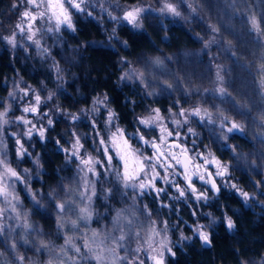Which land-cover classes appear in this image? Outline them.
Masks as SVG:
<instances>
[{
	"label": "trees",
	"instance_id": "16d2710c",
	"mask_svg": "<svg viewBox=\"0 0 264 264\" xmlns=\"http://www.w3.org/2000/svg\"><path fill=\"white\" fill-rule=\"evenodd\" d=\"M114 1L123 5H152L153 9L161 6L160 0ZM188 3L195 7V13ZM188 3L179 5L181 17L150 10L142 18V28L134 30L120 25L115 34L108 31L107 25L106 28L91 19L76 17L75 32L63 30L40 37L41 45L47 49L40 58H35V44L24 42L19 35L15 49L0 40V106L11 104L20 109L10 111L8 119L23 115L21 109L27 100L34 103L32 92L24 97L22 89L30 86L42 100L53 93L51 100L40 105V117L51 119L53 124L51 127L45 124V139L34 142L32 158L28 160L25 156L19 160L13 148H8L10 164L20 171L24 167L29 169L27 184L44 205L37 206L21 192L23 207L36 232L17 231L12 240L17 250H26L30 261L39 262L41 252L36 251L39 239L50 241L59 232L53 212L56 200L49 194L55 190L56 197H64L63 186L79 181L78 162H66L63 149L70 146L73 133L83 130L86 137L93 136L89 129L93 99L107 96L106 105L117 113L115 121L126 132L134 130L138 116L154 107L164 115L170 108L178 112L180 108L198 104L213 111L219 107L244 123L243 134L224 133L227 141L221 138L219 121L210 125L190 117V125L180 127L186 139L195 141L192 150L206 153L208 145L216 156L229 163L230 174L237 182L251 184L252 180L245 177L250 175L256 185L244 189L250 197L247 203L233 191L213 195L207 203L190 204L187 196L175 198L170 203V212L177 228L185 226L187 230V225L192 226L196 220L201 222L205 214L214 222L208 230L209 245L187 233L185 236L190 238L173 246L175 255L167 264H264V182L260 180V166L264 165V143H261L264 121L260 118L264 112V93L260 87L264 39L257 38L249 23V16L255 14L264 28V0H188ZM20 10L19 0H0V36L16 31ZM209 25H215L219 31L212 33ZM213 37L216 42L205 48V42ZM155 57H160L163 64H151ZM218 67L222 84L216 81ZM129 69L145 71L146 83L121 81L123 71ZM165 80L174 85L173 89L163 90ZM221 86L226 89L223 97L212 91ZM190 88L193 90L188 92ZM150 91L155 94L148 95ZM9 92L15 93V99L8 96ZM44 112L47 117L42 116ZM72 114L79 119L71 121ZM189 126L196 136L186 135ZM85 143L89 144L87 140ZM101 183L93 200L95 211L90 226L106 232L112 228L118 208L129 205V196L112 178L106 186ZM106 188L113 190L107 199L103 195ZM143 201L150 200L140 198L142 205ZM148 209L164 216L165 210L159 204L150 202ZM225 214L232 218L234 229L227 228ZM22 237L29 243L25 244Z\"/></svg>",
	"mask_w": 264,
	"mask_h": 264
},
{
	"label": "snow or ice",
	"instance_id": "6c2138e0",
	"mask_svg": "<svg viewBox=\"0 0 264 264\" xmlns=\"http://www.w3.org/2000/svg\"><path fill=\"white\" fill-rule=\"evenodd\" d=\"M93 0H26L28 8L21 13L20 21L16 24V29L19 30L20 35H26V39L29 43L35 44L39 49L41 42L37 39L38 33L41 29L37 26V21L41 24L47 20L49 25L54 24V27L49 26L48 32L59 33L63 29L75 32V24L73 21L74 12L85 13L87 11L86 5L91 4ZM181 3H188V0H160L161 6L158 9H153L152 5L147 7L139 4L129 5L123 10V15L118 17L114 16L111 11H108V16L111 20L117 23L123 21L126 22L134 29L142 28V16L145 12L150 10H157L161 15H170L172 17H181L179 5ZM15 7V5H13ZM188 7L195 13L196 9L191 3H188ZM29 9H36L31 11ZM102 11H107L101 5ZM87 15L91 16L92 12L87 11ZM249 23L251 25V31L256 33L257 38L264 39V28H262V22L258 21L255 14L249 16ZM212 33H217L219 29L215 25H209ZM115 34V28L113 29ZM0 40L4 41L7 45L15 49L18 46L17 32L13 31L11 35L0 36ZM215 37L205 42L204 47L208 48L211 44L215 43ZM231 42H229V47ZM23 47V45H19ZM125 46L126 43H125ZM227 50V49H226ZM43 52H47V49H43ZM151 64L160 66L163 64V60L160 57H155L151 60ZM55 70L59 73L61 70L56 65ZM219 67L216 72V81L223 83V77L220 74ZM260 87L264 89V63L260 65ZM139 80L141 84H145V71L137 69H129L121 77V81L125 80ZM164 89L171 90L174 85L167 80L163 81ZM193 89H189L191 92ZM23 96L28 97L29 93H33V104H28L22 107L21 111L23 115L16 117V124H23L26 127V131L23 136L31 139L33 134H38L40 140L45 139L46 128L38 127L32 120L27 118V114H32L40 118V105L51 100L53 93H49L45 100H42L40 94H36L35 90L22 89ZM207 91V90H206ZM214 93H218L221 97L226 95V89L224 87H217L212 89ZM154 92H149L148 95H154ZM8 96L15 99V93L9 92ZM107 96L96 97L93 99L94 105L106 106ZM11 104L3 107L0 110V235L5 234V216L6 213H11L8 219H15L17 221L22 220V227L26 233L36 232L33 225L28 220L29 213L21 212L19 205L21 200L19 195L15 191L16 182L27 184L28 169H24L23 175L8 162L3 145L4 127L12 123L8 119L9 112L11 111ZM93 112L98 111L96 107L92 109ZM43 117H47L48 113H42ZM190 117H196L201 122H207L210 125H215L219 121V128L221 130V138L227 141L228 136L224 133L238 132L243 134L245 132L244 123L232 118L223 109L217 107L210 110L207 107H202L199 104L190 108H180L178 112H173L169 109L168 115H164L159 108H151L148 112L137 117V122L144 128H155L159 132V136L156 140H149L145 138L144 134H137L139 141L145 146L152 149V153L145 155L144 152L138 147L134 146L131 142L129 134L119 126H115L114 130L109 127L108 135L104 136L102 133H97L100 137L98 151H103V160L97 158L89 152L84 150V143L82 138L77 133L72 134V142L69 147L64 148L66 153V162H78L77 169L80 173L79 181L69 183L63 186L64 198L56 197L55 190L50 193V197L56 200L53 212L56 215V227L59 231L64 232V244L59 247L56 256L50 257L47 264H145V260L140 257L141 252L147 253V259L151 261V264H166V255H175L173 252L171 241L168 236L167 223H164L162 229L157 228L155 225L157 221H151L145 234L141 237L140 231L133 233V228L136 227V214L135 206H133L131 213L127 209H121L116 212V215L112 220V228L106 232H100L92 230L89 235L87 231L80 235V232L85 228L93 219L94 208L93 200L97 197V181L100 179L101 173L99 168H105L108 172L114 171V179L120 185L122 189H133L134 192H138L143 195L146 191L151 190L159 195L166 191V189L158 187V182L164 184H171L179 193L177 198H185L188 191L191 192L192 197L197 200H205L209 198L208 191L198 190L194 181L199 180L202 183L210 187L211 192L219 193L220 188L215 177L225 178L230 175V169L228 163L222 162L214 152L210 150L208 145L205 148L209 150L206 154L196 153L190 154V150L181 143H169V137H175V140L181 138L179 132H173L169 125L165 123L166 120H171L172 127L180 128L183 125H190ZM117 113H115L110 107L107 109L106 125H113V121L117 119ZM260 118L264 121V112H261ZM71 121L75 122L79 117L75 114L70 116ZM53 121L47 120L48 127H51ZM96 124L92 127L96 128ZM15 139L16 157L23 159L28 154L25 145L22 143L21 138L16 133H12ZM187 136H196V131L189 126L186 132ZM264 137V133H261ZM195 143V141H193ZM264 143V139L261 140ZM178 149L179 151H174ZM235 152V148H233ZM112 153H115L113 155ZM264 159V157H262ZM115 160L120 161V167H117L114 163ZM197 160L203 161L198 163ZM174 161L175 163H172ZM38 163V161H36ZM212 165L215 168V172L208 171L207 165ZM176 165H179L183 170L181 172L176 171ZM163 169L164 171H158ZM179 176L186 185L181 186L176 183L173 177ZM231 188L235 190L245 201L250 199L249 193L239 188L237 184L232 183ZM33 202L39 206L44 207L40 200L37 199L35 193L31 188H27ZM111 188H106L103 191L104 198L107 199L112 194ZM124 194H127L126 192ZM135 195L133 200H135ZM167 207L168 205H162ZM144 212L150 217L151 213L148 212L147 206H144ZM225 222L227 228L232 230L235 228V224L231 217L225 214ZM21 225L18 224L17 227ZM70 226V231H67ZM9 231H15L14 228ZM194 233L199 236V239L203 244L209 245L211 243L209 232L203 225H197L193 229ZM38 236L41 233H36ZM159 237V239H157ZM25 244L29 241L23 238ZM180 239H189L181 233ZM80 240L82 243H77ZM134 240L136 243L135 248H128L125 246V241ZM37 252L44 249H50L52 247L49 241L39 239ZM146 246V247H145ZM12 250L15 252L17 245L15 242L11 244ZM123 250L124 254H121ZM3 254L0 253V256ZM20 264H24L25 257L18 255L16 257ZM0 264H3L0 261ZM29 264L34 262L29 261Z\"/></svg>",
	"mask_w": 264,
	"mask_h": 264
},
{
	"label": "rangeland",
	"instance_id": "374dc122",
	"mask_svg": "<svg viewBox=\"0 0 264 264\" xmlns=\"http://www.w3.org/2000/svg\"><path fill=\"white\" fill-rule=\"evenodd\" d=\"M19 2L21 4V10H20V14L18 16V22L20 21L21 13L24 10H26V8H28L27 4L24 3L23 0H19ZM101 5H103V7L105 9H107V11H102L101 10ZM139 5H141V4H139ZM128 6L129 5L119 4L118 2H116L114 0H93V2L91 4L86 5L87 11H91L92 15L91 16L87 15V11L85 13L74 12L73 21H74V19L76 17L88 18V19H91V20L101 24L104 27H106V25H107L108 28L107 27L106 28L108 29L109 32H113V29L116 28L117 26H120V25H125V26H128V27L132 28L126 22L121 21V22L117 23L116 21L111 20L109 18L108 14H107L108 11H111L114 16L120 17V16L123 15V10L125 8H127ZM29 10L36 11V9H29ZM146 13L147 12H145L143 14V16L146 15ZM143 16H142V18H143ZM36 23H37V26L41 29L40 33H38V35H37V37H38L37 39H39L40 42L42 41L41 38H40L42 36H48V35H51V34H53V35L58 34L56 32H48L47 31V28L49 26L54 27V24L49 25L47 20H45L42 24H41L40 21H37ZM141 23H143L142 20H141ZM132 29H134V28H132ZM63 30L64 31H69L66 28L63 29ZM134 30H138V29H134ZM16 32H17V35H19L22 39H24L23 40L24 42L26 41V43H28V41L26 39V35H27L26 33L22 36V35L19 34V30L16 29ZM35 49H36L35 58L36 57L40 58L41 55H42V49H44L43 46L40 45L39 49L37 47ZM125 72L126 71H123V74ZM262 93H264V89H263ZM31 99L34 102L33 93H31ZM30 101L27 100L26 105L31 104ZM94 107H96L98 109V111L93 112L92 109ZM108 108H109L108 105H106V106L94 105L92 107L91 111L89 112V119L92 121L91 124H89V129H92L93 136L89 135V136L86 137L87 134H85L83 130L78 132L79 137L82 138V141L84 143V150L86 152H89L92 155L96 156L97 158H100L101 160H103V151L102 150H100V151L97 150L100 147V145H99L100 137L97 135V133H102L104 136H107L108 135V130L107 129L109 127H111L114 130V127L118 126L116 121H113V125H111V126L105 124V121H106V118H107V109ZM2 109H3V107L0 106V110H2ZM17 110H20L19 107H17ZM17 110L14 109L13 106L11 107V111L12 112L13 111H17ZM168 113H169V111L166 112V115H168ZM18 116L19 115H17L16 117H18ZM16 117L13 120H11L12 123H10L9 125H6L4 127V134H3V138H2L3 139V145H6V147L3 150L6 153V157H7L8 162L11 161L10 158L8 157V154H9L8 148H9V146H11L13 148L14 154L16 156V147H17V145L15 143L16 137H14L12 135V133L18 134V136L21 138V141L25 145V147L27 149V152H28V154L25 155V156L29 157L28 160H30L32 158L31 152L34 149V146H33L34 142L36 140H40L38 134H35V133L33 134L31 139H28V138L24 137L23 133L27 129H26V127L23 124H19L18 125V124L15 123ZM27 118L32 120L38 127H44L45 124H47V119H43L42 117L38 118L37 116H33L30 113L27 114ZM165 123L169 125L170 129L173 132H179L181 134V128H179L180 130H178L177 128L172 127L170 119L166 120ZM93 124L97 125L96 128L92 127ZM261 129H262L261 132L264 133V127H262ZM127 133L129 134V136L131 138V142L134 144V146H138L144 152L145 155L152 153V149L150 147L145 146L141 141H139L137 134H144L145 138L149 139V140H156L158 138V136H159V132H158L157 129H155V128H152V129L144 128L142 125H139L138 122L136 123L134 130H132L131 132H127ZM85 140H87V142L89 143L88 145L85 143ZM168 140H169L170 144L173 143V142H176V143H181L182 145L186 146L190 150V154L191 155H195L196 153H198L197 151H194L191 148V145H193V142L190 139H186L182 134H181V138L179 140H175V137H169ZM40 141H42V140H40ZM173 150L174 151H179L178 149H173ZM112 154L115 155V153H112ZM202 154H206V153H202ZM221 161L225 162V163H228L227 161H224V160H221ZM171 162L175 163L174 161H171ZM197 162L198 163H203V161H200V160H197ZM114 163L116 164L117 167L121 166L119 160H115ZM13 165L14 164H11L12 167H14L15 169L18 170V168H16ZM228 165H229V163H228ZM260 167H261L260 174L262 176H261V179L260 178L259 179L264 182V178H263V176H264V165L260 166ZM207 168H208V171L215 172L214 166L209 164V165H207ZM24 169H28V168L24 167ZM24 169L22 171H20V170H18V171H20V173L23 175ZM254 169H256V166H254ZM158 171L163 172L164 170L163 169H158ZM176 171L177 172H181L183 170L180 168L179 165H176ZM29 172L27 174V178L29 176ZM99 172L101 173V176H100V179L97 181V185H96L97 192L100 189V187H99L100 185L98 186V184H100L101 182H102L101 183L102 185L106 186L109 183V179L112 178V180L115 181V179H114V171L113 172H108L105 168H99ZM79 177H80V173H79ZM245 177H247L248 179L252 180L251 184L253 185V187L256 185V182L254 181V178H251L250 175L245 176ZM173 179L176 181V183H178L181 186H184L186 188V185L184 184V181L179 176H175V177H173ZM215 179L218 182V186L220 188V192H231V191H233L241 199H242V197L235 190H233L231 188V184L232 183L237 184L239 188L243 189V191H245L244 190L245 188H247V189H249V187L252 188L250 182H247V184L239 183V182H237L234 179V177L231 174L228 175L225 178L215 177ZM194 183H195L196 187L198 188V190L208 191L209 198L207 199V201L210 200L211 196H213V193L211 192L209 186L204 184V183H202L198 179L195 180ZM157 186L166 189V191L161 193L159 195V197L157 196V194L155 192H153L151 190H148L143 195H140L138 192H134V190L131 189V188L126 189V190L122 189L120 187V185L118 184V188L121 191L126 192L127 193L126 195L129 196V205L127 203H126V205L123 204L121 207L118 208L117 211H119L121 209H127V210H129V213H131L133 206H135V214H136L137 219H136V227L133 228V233L135 231H140L141 232V237H143L144 234H145V230L148 229L151 221H153V220L157 221V224L155 226L157 228H159V229H162L164 227V223L166 222L167 223V227H168V236H169V239L171 241V246H172V249H173V246H175V244L180 243L178 241L179 240L181 241V239H180L181 233H183L184 236L187 235V233H189L190 236L199 237L193 231V229L196 228V226L198 224L199 225H203L204 228L207 231L210 229V227L212 226L214 221L211 218L208 219V216L206 214H205V216L202 217V221L201 222L196 220L193 223L192 226L187 225L186 226L187 230H185V228H184L185 226H180L179 228H177V224L178 223L176 222V219L174 218V214H172L170 212L171 211L170 203L172 204L174 199L177 198V196H179V193L176 192L175 188L171 184H164L162 182H158ZM27 188H30L28 186V184H22V183L16 182L15 191L19 195L20 200H21V204L19 205V209L21 210V212H26L25 207H23L21 192H23L24 195H26L27 199H29V200L31 199V195L29 194ZM245 192H247V191H245ZM59 195H60V193H59ZM134 195L136 197L135 200H133V196ZM186 196L188 197V198L186 197L187 202L190 203V204H198L199 202L200 203H207V201H205V200H200V201L195 200L192 197V194H191L190 191H188L186 193ZM143 197H146L150 201L149 202L148 201H146V202L143 201V203H145V204L142 205L140 203V198H143ZM60 198H64V197L60 196ZM150 202H152L155 205L159 204L165 210V212H163L164 216H160V215L154 213L153 211H151L150 209H148V204ZM145 205L147 206L148 212L151 213L150 217L147 215V213L144 212V206ZM162 205H168V206L164 207ZM116 212H115V215H116ZM10 215H11V213H6L5 220H4V223H5V226H6L5 227V234L4 235H0V253L3 254L2 256H0V261H2L3 264H20L19 260H17L16 257L18 255H23L25 257L24 264H29L30 258H29V256H27L26 250H24V252H23L22 250L20 251V250L16 249V251L14 252L12 250V248H11V244L14 242L12 240L13 234H15V232H17V231L23 232L24 228L22 227V220L21 221H17L15 219H8V216H10ZM28 220H29V218H28ZM91 222L85 228H83L81 230L80 235H82L83 232H85V231H87L88 234L90 235L92 230H96L95 228L90 226ZM18 224H20L21 226L17 227ZM30 224H31V222H30ZM12 228H14L15 231H9V229H12ZM67 231H70V226H69V229H67ZM55 236H56V238L53 236L54 239L51 238L50 241H49L51 243L52 247L50 249H44V250L40 251L41 254H40L39 262L36 261V262H34V264H47V261L49 260L50 257H53V256L57 255L59 247L64 244V232L63 231H59L58 233H55ZM157 239H159V237H157ZM76 242L78 244L82 243V241H80V240H77ZM125 246L130 248V249H132V248L136 247V243H135L134 240L125 241ZM121 254H124L123 250H121ZM140 254H141V258H143L145 260V264H151V261H149L147 259V253L146 252H141ZM171 257H173V255H166V257H165L166 264H167L168 259L171 258Z\"/></svg>",
	"mask_w": 264,
	"mask_h": 264
},
{
	"label": "water",
	"instance_id": "95a60500",
	"mask_svg": "<svg viewBox=\"0 0 264 264\" xmlns=\"http://www.w3.org/2000/svg\"><path fill=\"white\" fill-rule=\"evenodd\" d=\"M209 188H210V187H209ZM212 193H213V192H212ZM213 195H214V196H217V195H219V193H218V194H217V193H213Z\"/></svg>",
	"mask_w": 264,
	"mask_h": 264
}]
</instances>
